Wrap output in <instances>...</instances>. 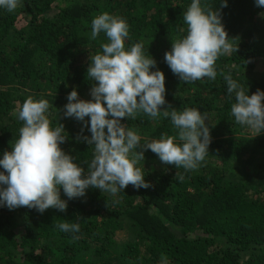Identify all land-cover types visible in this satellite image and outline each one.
Segmentation results:
<instances>
[{"label": "trees", "instance_id": "obj_1", "mask_svg": "<svg viewBox=\"0 0 264 264\" xmlns=\"http://www.w3.org/2000/svg\"><path fill=\"white\" fill-rule=\"evenodd\" d=\"M190 3L21 0L13 12L0 9V154L19 137L18 106L43 98L53 125L62 124L68 135L61 147L87 171L93 149L83 138L91 133L63 113L72 90L92 98L90 57L107 38L90 39L91 24L104 12L126 18L132 42L142 40L156 60L152 70L165 73L162 110L199 108L211 117L209 154L195 170L166 165L147 150L141 162L147 189L130 184L113 197L90 187L86 196L68 200L66 212L0 207V264H161L162 256L168 264H264V133L235 123V99L224 80L231 74L249 95L264 90V8L255 0H228L227 7L206 0L219 9L234 50L216 61L215 80L187 83L165 54L186 35L183 13ZM121 122L144 139L176 134L163 116ZM61 198L68 199L62 189ZM63 222L79 223L80 232L59 231L55 225Z\"/></svg>", "mask_w": 264, "mask_h": 264}, {"label": "clouds", "instance_id": "obj_2", "mask_svg": "<svg viewBox=\"0 0 264 264\" xmlns=\"http://www.w3.org/2000/svg\"><path fill=\"white\" fill-rule=\"evenodd\" d=\"M20 3L0 0V9L13 12ZM227 5L228 0H221V7ZM255 5L264 8V0H255ZM183 22L186 35L173 40L165 54L166 63L184 82L215 80L216 61L234 50L219 9L213 10L206 0H191ZM101 33L107 42L101 44L99 53L91 55L87 70L88 79L95 82L92 98L80 99L78 91L72 90L63 113L83 122L91 133L83 138L93 149L87 171L61 147L68 135L62 124L53 125L49 101L29 97L17 108L18 119L23 122L19 137L11 143L10 151L0 154V207L14 210L27 206L41 214L49 208L66 212L68 200L86 196L90 187L113 197L130 184L135 189H147L150 183L144 175V164L141 167L147 150L162 163L186 171L197 169L206 160L211 143L207 111L162 110L166 103L165 73L158 68L152 70L156 60L142 40L132 42L126 18L108 12L96 16L90 39L96 40ZM224 80L229 97L235 99L230 110L235 123L264 133V90L249 95L231 74ZM140 114L153 120L170 118L176 134L144 139L138 130L121 122L122 118L134 120ZM61 189L67 200L61 198ZM55 227L63 233L81 230L79 223L63 222ZM161 264H168L166 257H161Z\"/></svg>", "mask_w": 264, "mask_h": 264}]
</instances>
